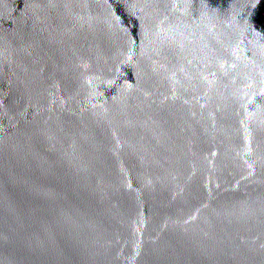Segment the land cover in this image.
<instances>
[{"label": "water", "instance_id": "95a60500", "mask_svg": "<svg viewBox=\"0 0 264 264\" xmlns=\"http://www.w3.org/2000/svg\"><path fill=\"white\" fill-rule=\"evenodd\" d=\"M0 264H264V0H0Z\"/></svg>", "mask_w": 264, "mask_h": 264}]
</instances>
